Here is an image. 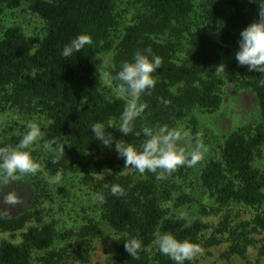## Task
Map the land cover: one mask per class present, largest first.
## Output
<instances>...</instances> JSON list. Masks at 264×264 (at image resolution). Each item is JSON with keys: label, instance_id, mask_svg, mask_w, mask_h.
I'll return each instance as SVG.
<instances>
[{"label": "trees", "instance_id": "trees-1", "mask_svg": "<svg viewBox=\"0 0 264 264\" xmlns=\"http://www.w3.org/2000/svg\"><path fill=\"white\" fill-rule=\"evenodd\" d=\"M115 1L30 0L29 10L46 25L36 50L29 52L17 27L6 29L0 38V107H16L44 116L50 123L48 140L54 139L56 146H64L65 152L44 159V169L51 174L78 172L84 183L94 184L104 196V203H98L100 222L88 219L76 232L63 234L57 232L54 224L44 222L37 208L10 216L0 211V234L22 231L18 243L0 241V264H62L65 257L54 248L59 239L74 236L87 246L105 235L103 225L118 234L110 264H175L160 252L152 255L158 233H170L196 246L200 243L204 224L198 220L187 222L163 207L172 199L169 175L157 180L153 173L141 176L124 169V160L118 158L114 145L112 149L103 147L90 130L97 122L107 126L113 120L118 124L125 106L124 101L109 100L103 95L96 67L97 54L112 49L118 31ZM142 1L143 14L124 29L116 46L114 74L122 63L131 62L138 51L147 54V49L161 58L162 65L153 73L156 84L151 94L141 97L147 107L133 121V133L123 136L115 129H108L116 140L136 146L144 139L145 127L175 129L187 117L194 134L193 111L213 112L221 103L215 48L207 37L192 32L188 21L193 0ZM20 4L21 0H0V12L18 8ZM260 5H264V0H202L203 18L209 24H216L223 9H230L221 30V41L238 47L240 32L259 20ZM81 34L89 35L92 44L69 58L62 57L64 46ZM230 77L231 82L237 81L234 73ZM261 79H264L262 74L254 72L248 88L257 99L263 124L251 132L238 130L228 134L220 147L219 159L207 162L199 178L201 188L218 209L239 206L253 211L249 221L234 227L225 216L217 228L218 233L228 234L232 241L225 258L245 259L247 248L255 244L252 235H264V175L254 167V159L264 144ZM3 146L10 145L0 141V147ZM54 158L58 159L57 163L52 162ZM98 175L102 178H96ZM112 185L122 187L124 195H112ZM191 201L188 195H182L176 204ZM202 213L206 211L202 209ZM130 237L141 241L138 258L125 251L123 242ZM205 244L216 246L219 240L213 237ZM87 250L73 253L72 258L87 262ZM258 255L264 256V245L260 246Z\"/></svg>", "mask_w": 264, "mask_h": 264}, {"label": "rangeland", "instance_id": "rangeland-1", "mask_svg": "<svg viewBox=\"0 0 264 264\" xmlns=\"http://www.w3.org/2000/svg\"><path fill=\"white\" fill-rule=\"evenodd\" d=\"M30 0H21V4L15 9H3L0 12V38L6 29L17 27L21 30L27 49L33 53L46 32L44 21L29 10ZM142 0H116L114 14L119 22L118 31L114 34L112 49L100 52L96 56V67L100 77V89L103 95L109 99H118L112 89L103 82L102 72L109 71L113 75L115 71L114 57L116 46L120 41L124 29L133 24L134 20L142 15L144 10ZM230 9L224 8L216 24H209L204 20V7L202 0H193V11L188 21L191 23V31L199 36L207 37L215 48L218 66L223 64L225 71L217 74L219 79V93L221 103L213 112L194 110L192 116L195 119V133L193 134L188 124L189 117L178 124L175 129L187 131L191 137L199 136L201 143L202 159L193 167L179 166L175 172L169 175V186L172 187V199L165 202L163 207L169 210L171 215L180 217L187 222L200 221L205 225L200 233V249L193 258L188 261L191 264H264V256L259 257L258 250L264 245V235H252L255 244L249 246L246 258L237 256L225 258V253L232 244L228 234H220L217 228L225 216L229 217L231 227L242 221H249L252 210L239 206L218 209L212 198L201 188L200 174L203 167L210 160L219 159L220 147L228 134L234 131L251 132L258 125L263 124L259 115L258 102L254 94L248 88V82L254 72H249L247 66H239L235 60L238 47L232 43L224 44L221 41V30L224 27ZM103 62V63H102ZM102 64V66H101ZM101 66L100 69H98ZM234 73L238 78L231 82L229 75ZM29 123L38 124L45 135L33 147L32 152L38 153L32 156L40 165L35 175L20 176L17 180L7 185L0 183V211L5 215L20 214L24 211H32L37 208L42 213V220L54 224L57 232H76L88 219L100 222V210L98 202H95L96 194L94 184H86L81 175L76 172L59 173L61 181L50 183V179L56 174H51L43 167V161L48 156L57 152V146H47L49 121L37 113H27L16 107H0V141L15 146L21 134L27 130ZM192 143V140L182 141L181 146ZM254 167L264 175V144L260 147L254 159ZM96 178L101 179L98 175ZM14 193L16 202L7 204L3 197L8 193ZM182 195H188L191 202L185 205H177L176 199ZM202 209L206 211L202 213ZM34 224V222L29 225ZM105 235L102 238L82 245V241L71 236L67 240L59 239L54 248L62 251L64 262L62 264H110L113 256V242L118 234L112 232L103 225ZM22 231L0 234V241L6 240L12 243L20 241ZM217 238L219 244L207 246L205 242L211 238ZM88 249L87 262L75 260L73 253ZM152 255L159 252L154 244ZM39 254L36 255V257ZM36 263V262H35Z\"/></svg>", "mask_w": 264, "mask_h": 264}, {"label": "clouds", "instance_id": "clouds-1", "mask_svg": "<svg viewBox=\"0 0 264 264\" xmlns=\"http://www.w3.org/2000/svg\"><path fill=\"white\" fill-rule=\"evenodd\" d=\"M91 44L92 40L89 35H78L64 46L61 56L69 58L73 53H79L85 46ZM145 52L147 54L138 51L131 62L122 63L115 75L109 71L102 72L104 84L113 90L118 99L124 101L125 106L118 124L113 120H109L107 126L97 122L90 126V130L103 147L112 149L114 145L118 158L124 160V169H131L141 176L146 172L153 173L156 179L160 180L165 178V174L170 175L175 172L179 166L193 167L202 159L199 136L191 137L187 131L170 129L167 126L145 127L142 133L144 139L136 146L126 144L122 139L116 140L112 132L108 131L109 128L115 129L123 136L133 133V121L147 107L141 102V97L150 95L155 87L156 79L153 73L161 68L162 60L159 56L153 55L150 49ZM149 56L152 58L149 59ZM235 60L239 66H247L249 72H257L264 77V5H260L259 20L240 32ZM223 71H225L223 64L216 66L217 74ZM261 83L264 84V79H261ZM44 135L45 133L38 124L29 123L27 130L21 134L15 146L0 147V183L7 185L20 176L35 175L38 172L40 165L35 162L31 152ZM136 135L139 136L140 133ZM187 140H192V143L181 146V142ZM54 144H56L54 139L47 142L48 147ZM57 152L65 155L64 146H57ZM52 162L57 163L58 159L54 158ZM60 181L59 173L50 179V183ZM110 191L114 196L124 195V190L119 185H112ZM3 200L7 204H14L15 194L10 192L3 197ZM95 202L103 204L104 196L96 194ZM154 244L162 255L167 256L175 264L190 261L193 255L200 251L199 247L190 241L178 240L170 233H158ZM123 245L132 258L139 257L142 251L139 239L127 238Z\"/></svg>", "mask_w": 264, "mask_h": 264}]
</instances>
